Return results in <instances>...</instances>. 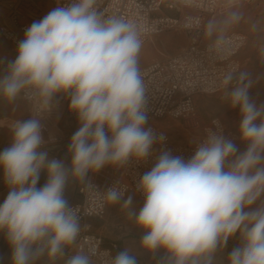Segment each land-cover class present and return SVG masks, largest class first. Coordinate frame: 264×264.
Returning <instances> with one entry per match:
<instances>
[{
    "label": "clouds",
    "instance_id": "1",
    "mask_svg": "<svg viewBox=\"0 0 264 264\" xmlns=\"http://www.w3.org/2000/svg\"><path fill=\"white\" fill-rule=\"evenodd\" d=\"M96 4L68 0L34 21L0 74V99L7 102L23 94L47 108L58 94L67 97L79 123L69 145L71 171L82 181L90 170L123 164L130 156L147 157L157 140L146 127L140 30L123 17L105 16ZM232 19L239 17L233 13ZM205 27L211 36L216 21L210 19ZM246 76L241 73L227 97L239 111L244 151L209 129L189 159L165 151L143 174L138 188L144 201L133 215L144 232L140 246L145 252L163 250L171 264H212L217 249L239 234L229 264H264V104L251 99L253 82ZM232 79L225 76V85ZM164 139L161 134L159 140ZM42 143L39 118L16 120L10 146L0 151L8 189L0 203V235L10 248L11 264H35L45 254L63 256L80 233L77 210L64 197V164L49 160ZM42 172L47 180L38 187ZM120 196L115 188L106 193L111 203ZM131 203L128 197L125 206ZM65 264L93 261L81 250ZM111 264L138 261L123 250Z\"/></svg>",
    "mask_w": 264,
    "mask_h": 264
},
{
    "label": "built area",
    "instance_id": "2",
    "mask_svg": "<svg viewBox=\"0 0 264 264\" xmlns=\"http://www.w3.org/2000/svg\"><path fill=\"white\" fill-rule=\"evenodd\" d=\"M55 7L68 3V0H55ZM251 0H97L96 7L105 16L123 17L134 22L140 30L143 44L155 35L170 30L184 31L189 35V42L178 53L166 60H155L141 67L146 85L147 128L157 136L150 153L140 159L130 156L123 164H108L99 171H89L87 180L78 188L81 200L70 205L77 210L80 233L74 245L67 247L74 255L77 251L89 254L93 264H111L117 250L116 244L108 248L103 246L102 238L92 231L89 220H102L106 214L108 189L115 188L124 198L129 192L144 201V195L138 185L146 172L150 171L159 155L165 151L172 155L189 159L197 145L204 139L209 129L225 138L237 141V134L227 128L218 118L210 120L203 128L200 137L189 144H174L168 134L157 126L164 118L186 119L195 112L194 97L198 94H214L227 87H235L240 65L237 59L245 47L247 37L242 32H229L208 42L203 41V17L213 16L223 7L236 3H248ZM7 5V3H6ZM5 13L0 16V39L17 47L24 38L26 29L41 20L47 8H39L34 0L12 1L3 7ZM184 9L192 13H182ZM231 74L232 81L225 85V76ZM22 100L32 111L31 118H39L42 132L46 127L47 116L56 114V105L42 108L38 100ZM67 113L76 117L69 107ZM77 118V117H76ZM218 121V126L213 124ZM163 134L165 139L159 140ZM91 185L92 187H88Z\"/></svg>",
    "mask_w": 264,
    "mask_h": 264
},
{
    "label": "rangeland",
    "instance_id": "3",
    "mask_svg": "<svg viewBox=\"0 0 264 264\" xmlns=\"http://www.w3.org/2000/svg\"><path fill=\"white\" fill-rule=\"evenodd\" d=\"M12 1L21 0H0V16L5 13L3 7L8 6ZM45 1L47 0H40V2ZM48 1L50 4L44 15L55 8L56 1ZM182 13L192 12L184 9ZM233 13L239 17L238 21H233ZM210 19L216 21V27L211 36L207 34L205 27ZM203 26L204 30L202 42L211 41L217 37L234 31L242 32L246 35L247 43L237 56L240 65L238 80L241 73H246V78L253 82V86L249 89L251 99L256 102L257 106L264 104V0H251L248 3H236L231 6L221 8L213 16L204 15ZM157 36L166 37L168 42L160 44L158 49H152V47L148 45L149 41L144 43L142 49H144V46H149V50L152 51L146 61L152 62L155 60H166L170 56L181 51L189 42V35L184 31L179 30L166 31ZM2 43L5 42L0 39V44ZM5 46L9 48L12 47L6 43ZM6 65V63L0 62V74H3V69ZM144 65L145 64L141 65V67ZM231 90V87H227L214 94H198L194 97L195 112L193 116L186 119H173L169 117L164 118L157 122V126L168 134L170 140L174 144H189L196 141L200 137L203 128L209 124L211 119L218 118L227 128L233 130L237 134L238 139L235 144L240 151H244L246 145L241 142L238 131L240 120L239 111L238 109H233L231 107L227 98ZM13 102L16 104L22 103V105L25 103L22 101L20 96ZM6 103L8 102L0 99V110H3L6 107ZM29 111V117L27 118L24 116L23 120L31 118V108ZM65 115H68L67 110L63 116L57 114L56 112L54 118H57L51 119V121H53V126L60 130L62 128L61 122ZM165 124L166 126H164ZM259 203L260 202L258 201L257 205H254L253 207L259 206ZM102 240L103 246L108 248L110 244L107 245V242L103 238ZM112 243L116 244V242ZM239 244V234L229 238L226 247L221 246L217 249L216 253L212 257V264H229L228 255L230 251L234 247L239 246ZM128 252L137 258L138 264H171L169 257L163 252V250H158L152 254L147 253L144 250L140 253H133V251ZM201 264H203V261H201Z\"/></svg>",
    "mask_w": 264,
    "mask_h": 264
},
{
    "label": "crops",
    "instance_id": "4",
    "mask_svg": "<svg viewBox=\"0 0 264 264\" xmlns=\"http://www.w3.org/2000/svg\"><path fill=\"white\" fill-rule=\"evenodd\" d=\"M34 1L35 5L39 8L46 7L48 9L50 4L48 0L45 2H40V0ZM5 43L11 45L13 48L6 47ZM5 43L0 44V62L7 64L9 61L15 59L17 47L8 42ZM64 99V96L58 94L52 100V103L56 105L57 114L62 116L67 110V104H65ZM29 110L30 107L27 103L22 105V103L16 104L15 102L6 103V107L3 110H0V151L11 144V125L13 122L16 120H23L24 116L28 118ZM55 115H50L48 116L49 118L46 117L44 121L46 130L45 132H42L43 143L40 150L47 152L49 160L57 159L63 162L67 172L64 197L69 205H73L81 200L78 188L87 180V177L83 181L74 177L71 171V153L69 151V145L71 137L74 132L78 130L79 123L76 117H72L69 114L65 115L61 122L62 128L59 130L53 126V121H51V119L57 118H54ZM46 180L47 175L42 172L38 187H42L44 183H46ZM7 191L8 189L3 182L2 173H0V203H2L6 197ZM128 197H132V203L129 206H125V201ZM142 204L143 201L141 199H139L134 193L129 192L124 198H120L115 203L108 202L106 214L102 220H89L92 231L102 237L107 242V245L116 242L118 248L114 253L115 255L123 250L133 251V253H140L143 250L140 246V241L144 232L136 226L133 215L138 212ZM70 256H72V251L65 248L63 256L50 259L45 254L38 259L35 264H65ZM0 264H11L10 248L3 235H0Z\"/></svg>",
    "mask_w": 264,
    "mask_h": 264
},
{
    "label": "bare ground",
    "instance_id": "5",
    "mask_svg": "<svg viewBox=\"0 0 264 264\" xmlns=\"http://www.w3.org/2000/svg\"><path fill=\"white\" fill-rule=\"evenodd\" d=\"M165 42H168V40H166V37L155 35V37L153 36L149 39L148 45H150L152 47V49H158L160 44H164ZM151 53H152V51L149 50V46H144V49L141 50V54H140V65L146 64V62H147V64H148V62L150 63V61H146V60H148L147 58L151 55ZM166 124H168V123H166ZM166 124L164 126H166Z\"/></svg>",
    "mask_w": 264,
    "mask_h": 264
}]
</instances>
